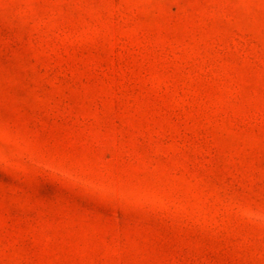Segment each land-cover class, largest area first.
<instances>
[{"label": "rangeland", "instance_id": "rangeland-1", "mask_svg": "<svg viewBox=\"0 0 264 264\" xmlns=\"http://www.w3.org/2000/svg\"><path fill=\"white\" fill-rule=\"evenodd\" d=\"M5 114L0 264H264V0H0Z\"/></svg>", "mask_w": 264, "mask_h": 264}, {"label": "snow or ice", "instance_id": "snow-or-ice-1", "mask_svg": "<svg viewBox=\"0 0 264 264\" xmlns=\"http://www.w3.org/2000/svg\"><path fill=\"white\" fill-rule=\"evenodd\" d=\"M226 6H231L234 3H239L240 0H221ZM17 127L13 122L10 115L5 114L0 117V147H2V152H0V175H2L6 180L12 177L28 179L31 172V166L27 164L26 161H17L13 159L12 151L9 147L11 138L16 134ZM23 164L24 168L19 167ZM241 211L246 212L248 215H253L259 212L261 218H264V201L261 202V206L256 208L255 205L249 207L246 202H241Z\"/></svg>", "mask_w": 264, "mask_h": 264}]
</instances>
